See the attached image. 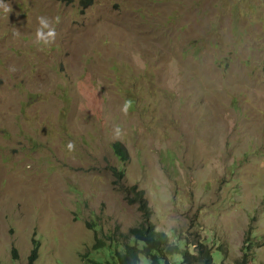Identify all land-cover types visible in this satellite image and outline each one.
<instances>
[{"label":"rangeland","instance_id":"rangeland-1","mask_svg":"<svg viewBox=\"0 0 264 264\" xmlns=\"http://www.w3.org/2000/svg\"><path fill=\"white\" fill-rule=\"evenodd\" d=\"M3 2L1 263L38 243L36 264H86L96 232L142 223L137 187L158 232L209 244L215 264L248 246L264 264V0ZM41 16L51 45L36 43Z\"/></svg>","mask_w":264,"mask_h":264},{"label":"trees","instance_id":"trees-1","mask_svg":"<svg viewBox=\"0 0 264 264\" xmlns=\"http://www.w3.org/2000/svg\"><path fill=\"white\" fill-rule=\"evenodd\" d=\"M90 1L92 0H85L86 3ZM112 149L114 155L123 164L130 160L129 151L121 142L113 143ZM113 174L117 183L125 178L124 170L115 168ZM127 192L132 198V204L137 205L143 214L142 223L129 230L127 234H123L120 230L110 235L96 232L92 250L82 255L86 264H141L142 258H145L149 264H215L213 247L202 241L193 245L188 240L172 238L168 234L158 232L151 222L152 212L145 193L137 187L127 189ZM39 249V244L36 243L27 264H36ZM251 250L249 246L245 249V260L239 264H249L247 259L253 254ZM13 251L14 259H17V251L15 249ZM92 253L99 255L104 253L107 259L105 261L91 259Z\"/></svg>","mask_w":264,"mask_h":264},{"label":"clouds","instance_id":"clouds-1","mask_svg":"<svg viewBox=\"0 0 264 264\" xmlns=\"http://www.w3.org/2000/svg\"><path fill=\"white\" fill-rule=\"evenodd\" d=\"M0 8L3 9L5 14H9L13 11L11 5L6 4L3 2V0H0ZM39 27L36 30L35 36H36V43L37 44H43V45H51L55 42L56 39V30L52 26L51 21L46 17H38ZM57 22H59V18H57ZM18 35L17 33H15ZM132 107V102L130 100H126L121 111L127 115L129 109ZM115 136L119 138L121 136V129L119 126L115 129ZM68 150L74 151L75 150V144L74 142H69L67 145Z\"/></svg>","mask_w":264,"mask_h":264}]
</instances>
